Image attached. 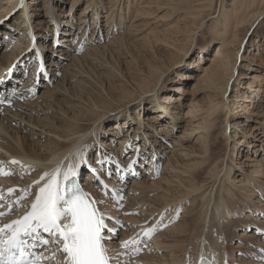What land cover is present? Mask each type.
I'll use <instances>...</instances> for the list:
<instances>
[{"label":"bare ground","instance_id":"6f19581e","mask_svg":"<svg viewBox=\"0 0 264 264\" xmlns=\"http://www.w3.org/2000/svg\"><path fill=\"white\" fill-rule=\"evenodd\" d=\"M66 1L0 0V51L7 46L0 59V96L6 103L17 100L11 108L0 106V168L11 173L0 174V196L4 197L0 212H7L0 217V225L28 210L44 183L37 185L34 181L57 165L63 164L67 170L69 164L79 161L74 155L79 152L84 162L77 169L76 180L91 198L104 201L97 207L106 214L108 227L123 230L118 239L116 234L103 233L106 238L111 236L106 246L119 264H238V259L229 254L227 237L231 236V227L251 225L255 226L254 234L243 232L239 240L257 242L254 245L263 256L256 258L264 260V241L255 237L257 230L264 231L260 226L264 221L258 222L254 216L264 215V210L253 201L258 191H264L260 185L264 184V156L258 159L252 154H257V148L264 152V70L260 69L264 64L258 63L264 59V0H73V5L85 1V8L77 24L71 22L75 14L70 9L63 21L67 25H63L54 17L64 13ZM38 4L43 8L35 7ZM46 9L52 22L48 28L46 14L42 13ZM154 12L162 13L154 17L155 22ZM180 20H190L191 24L186 25L185 43L181 42ZM121 32L126 35L118 36ZM204 32L210 34L211 43L199 45V57L188 63L193 46H198ZM18 35L22 38L16 39ZM44 35L64 43L66 51L48 45ZM142 41L146 43L141 49L148 44L165 56L146 57L141 49L139 54L132 52L131 46ZM125 49L128 51L122 58L126 61L119 60L116 66L106 60L117 57V53L122 55ZM214 49L215 54L206 57ZM65 52H70L71 58L60 56ZM82 52L85 54L78 55ZM239 57L248 62L246 73L242 68L237 73ZM184 63L186 71L176 74L175 87L167 84L172 80L169 72ZM255 66L258 68L253 70ZM28 68L32 70L28 80L25 77L26 81L20 83ZM37 78L40 81L35 83ZM190 80L196 81L193 98L190 104H183ZM231 84L237 88L229 98L226 95ZM40 90L42 94H38ZM197 91L205 93L202 103L195 98ZM124 112L128 113L121 117ZM184 119L188 121L182 129L179 120ZM255 121L259 122L252 129L247 122ZM175 125L181 132L172 140ZM35 137L44 140L35 144ZM190 139H195L191 145ZM168 143L173 149H167ZM128 150L131 158L122 160ZM244 152H248L245 161ZM162 153L169 159L164 170L171 169L173 176L164 173L160 181H155L154 171H158ZM92 155H96L94 160ZM230 155L233 158L229 159ZM192 157L195 162L186 164L185 172H180L178 162ZM12 160L19 164H11ZM125 161L127 166L122 164ZM88 167L95 173H86ZM234 171L241 173V179L233 177ZM109 174L116 176L113 181ZM133 174L137 176L131 180L132 191L137 197L134 195L132 202L137 207L122 212L116 204L121 198L117 187L123 188L121 182ZM96 176L108 185L107 189ZM236 182L249 186L237 195L233 190ZM93 184L99 185L101 195L90 192ZM9 188L15 191L9 194ZM21 190L31 194L17 205L14 202ZM244 200L253 206L247 207L248 219L236 224L235 220L246 218V208L240 206ZM184 209L177 225L163 233L157 230L163 220L168 223L166 228L170 227ZM144 212V217L134 216ZM150 227L155 231L150 238L144 237V230ZM194 232L196 241L192 243ZM132 239L145 242L128 249L121 247L122 241ZM137 247L139 252L135 251ZM41 251L44 264H48L45 258L51 257L56 248L50 243ZM60 259L57 254L51 264H58ZM246 261L264 264L253 263L252 258Z\"/></svg>","mask_w":264,"mask_h":264},{"label":"snow or ice","instance_id":"6c2138e0","mask_svg":"<svg viewBox=\"0 0 264 264\" xmlns=\"http://www.w3.org/2000/svg\"><path fill=\"white\" fill-rule=\"evenodd\" d=\"M0 103H3L2 99ZM74 155L79 157V161L69 164L67 170L60 164L34 181L37 185L41 181L44 183L38 188L28 210L18 219L0 225V264H42L36 249L46 248L50 243L56 252L45 258L48 264L56 260L57 254L62 257L58 264H119L106 246L111 236L106 238L103 235L105 231L115 234L117 230L108 227L105 223L106 214L97 207L104 201L91 198L77 183V169L84 160L79 152ZM99 163L103 164L104 161ZM11 164H19V161L12 160ZM131 167L129 164V170ZM0 174L11 173L3 172L0 168ZM96 179L104 189L108 188L100 176H96ZM14 191L8 189L9 194ZM30 194L27 190H21V195L14 203L19 205ZM3 199L0 196V200ZM6 214L0 212V217ZM154 231L155 228L150 227L144 230L143 236L150 238ZM140 242L135 239L125 240L121 242V247L128 249L130 245ZM135 251L139 252L140 249L137 247Z\"/></svg>","mask_w":264,"mask_h":264},{"label":"rangeland","instance_id":"374dc122","mask_svg":"<svg viewBox=\"0 0 264 264\" xmlns=\"http://www.w3.org/2000/svg\"><path fill=\"white\" fill-rule=\"evenodd\" d=\"M86 1V0H85ZM85 1H81V2H78L77 4H75V5H73V0H67L66 1V3H65V6H64V13L62 14V15H55V17H54V19L56 20V19H58V20H62V24L63 25H67V23L66 22H63L65 19H67V16L66 15H68L69 14V11H70V9H72L71 11H72V14H73V12H74V17L72 18V23L73 24H77L78 23V21H79V15H80V13L84 10V8H85ZM35 6V5H34ZM34 6H32V7H34ZM37 6H41L42 7V5L40 4H38V5H36L35 7H37ZM43 8V7H42ZM39 12H42V10H40ZM56 12H58L59 13V11L58 10H56ZM42 13H45L46 15H45V17H46V21L50 24L49 26H47L46 28H48V27H50V26H52V22H51V20L49 21L48 20V13H49V11L46 9L45 10V12L43 11ZM156 13V14H155ZM156 15L157 16H161L162 15V13H159V12H154L153 14H152V19H154V17L156 18ZM60 20V21H61ZM102 20H104V18H102ZM181 21V23H180V25H181V27H182V32H181V42L182 43H185V41H186V37H187V26L189 25H191V24H188V23H190V20H180ZM90 22H91V19H90ZM104 22H105V20H104ZM154 22H155V19H154ZM187 25V26H186ZM71 27H73L72 25H70ZM184 31V32H183ZM183 33V34H182ZM17 34V32L16 33H14V35H16ZM120 35H126L124 32H121L118 36H120ZM143 35H145V34H143ZM141 36L142 35H139L138 37H137V39H139V38H141ZM2 37V34H0V38ZM44 37H45V39H48V45H50V46H53V48H55V49H57V48H60V49H63L64 51H66L65 49H67L65 46H64V43H61V42H59V40H57L56 39V41H55V39H53V38H48V37H46L45 35H44ZM15 38V37H14ZM17 38H22L21 36H16V39ZM127 38H129V37H127ZM61 39V38H60ZM112 39V38H111ZM199 41H198V46H193V48H192V51H191V53H192V58H191V60L190 61H188V63L189 62H191V61H193L194 59H196V58H198L199 57V52H200V49H199V45H201V44H207V43H211V40H212V38H211V36H210V34L208 33V32H204V34H201V36L199 37V39H198ZM23 41V40H22ZM43 41V40H42ZM57 41L59 42V43H57ZM143 42L144 41H142L141 43H139V42H137V43H139V45L136 43V44H134L133 46H131V49L133 50H131L132 52H135V53H138L139 54V49H141V45H143ZM144 43H146V42H144ZM19 45H21L22 44V42H19L18 43ZM61 44V45H60ZM76 46V45H75ZM7 46H6V44L3 46V49H2V51H0V59L2 58V55H3V53H4V49L6 48ZM18 47H20V46H18ZM77 47V46H76ZM140 47V48H139ZM128 49L130 48V46L129 47H127ZM215 48V47H214ZM10 49H12V48H10ZM146 49V50H145ZM158 50V49H157ZM127 51L128 50H124L123 52H122V55H120L119 56V53H117L116 55H117V57L115 56H111V57H107L106 58V60L108 61V62H112L114 65H116L117 66V63H118V61L120 60V61H126V60H124L122 57L124 56V54L125 53H127ZM141 53H143V55L144 56H146L147 54L148 55H150V56H154V57H158L159 56V58H161V57H163V55H164V53L163 52H161V51H155V50H153V49H151L149 46H148V44H147V46H146V48H142L141 49ZM144 52H146V54L144 53ZM66 54H63V55H60V56H62V57H65L66 55H68L69 56V53L70 52H65ZM57 54H59L58 52L55 54V55H57ZM85 53L84 52H82V53H80V54H78V55H80V56H82V55H84ZM215 54V49L214 50H212V52L210 51L209 52V54L208 55H206V57H211V55L213 56ZM130 55H131V53H130ZM165 56V55H164ZM147 57V56H146ZM69 58H71V56H69ZM241 57H239V59H238V65H237V68H238V70H237V73L239 72V68H242L243 69V71H244V73H246V71H247V67H246V65H248V62H244V61H242V59H240ZM130 59V58H129ZM170 61V59H167L165 62L166 63H168ZM186 61V60H185ZM204 61V60H203ZM89 62V61H88ZM88 62H84V63H87V64H89ZM187 63V62H186ZM186 63H184V64H182V66H180L179 68H175V70L172 72V71H170L169 73H171L170 74V79H172V80H169L168 82H167V84H169V85H172L173 87H175V83H173V81L175 80V77H176V74L177 73H180V71L181 70H185L186 71V68H185V64ZM258 63H260V64H264V59L263 58H261V59H259L258 60ZM68 64H69V61H68ZM196 64H197V62H196ZM207 65H209V62L207 63ZM252 65H255V64H252ZM72 66V65H71ZM183 68V69H182ZM190 68H192V67H190ZM256 68H258V66H255V67H253V70H255ZM58 69H60L63 73H65L66 72V68L64 67H60V68H58ZM195 70H197L198 68H194ZM262 71L264 70V68H260ZM195 70H193V71H195ZM31 69L30 68H28V69H26V73H25V75L23 76V77H21L22 78V81L20 82V83H24L26 80H28L27 79V77L28 76H30V74H31ZM185 71H183V73L185 72ZM248 71H250V70H248ZM168 73V74H169ZM175 73V74H174ZM249 73V72H248ZM258 73H260V72H258ZM196 74H199V72L198 73H196ZM195 74V75H196ZM263 74V73H262ZM260 75H261V73H260ZM25 77H26V80H24L25 79ZM61 77V76H60ZM178 79V78H177ZM40 80H39V78H37V80L35 81V83H38ZM33 84V86H35V87H38L37 85L38 84ZM56 83H59V84H62V81H57ZM171 83H173V84H171ZM232 83V82H231ZM13 84V83H12ZM196 84V81L195 80H190L189 82H188V87H187V92H189V93H187L186 94V99L185 98H183L182 99V101H184V103L183 104H190V101H191V99L193 98L192 96H193V90H192V88L194 87V85ZM14 85V84H13ZM231 86H232V88L230 89V90H228V93H227V95H226V97L228 96H230L229 98H232L231 96H233V90H234V92H235V90H236V88H237V85L235 86V84L233 85V84H231ZM239 87V86H238ZM232 93V94H231ZM38 94H42V91L40 90V92L38 93ZM204 97H205V93L203 92V91H197L196 92V94H195V98H196V100L198 101V102H200V103H202L203 101H204ZM59 98H61L60 96H59ZM63 99V98H62ZM60 100V102H63V100ZM203 101H202V100ZM30 100H33V99H30ZM16 102H17V100H12V101H9V103H5L4 105H2V106H5V107H8V108H11L14 104H16ZM185 110V112L187 111L186 109H184ZM128 112H124L123 114H121V117H123V116H125L126 114H127ZM263 116V115H262ZM261 116V117H262ZM185 117V116H184ZM199 117H197V119H198ZM197 119H196V121H197ZM114 122L116 121V120H113ZM113 121H110L111 123H114ZM186 120L184 119V120H179V122H180V124H179V126L183 129V126L185 127V125H186V122L188 121H186ZM199 121V120H198ZM197 121V122H198ZM178 122V123H179ZM244 122H246L245 120H244ZM259 121H255V122H247V124L248 123H251V125H252V129H253V127H255V125H256V123H258ZM14 125H15V123H14ZM179 126H176L175 125V128H174V131H173V136H172V140L173 139H176V138H178V136H179V134H180V132H181V128H179ZM40 131V130H39ZM37 137V136H36ZM35 137V139L33 140L34 141V143L35 144H38V143H40V142H42L44 139H39V138H36ZM251 137V136H250ZM42 140V141H41ZM195 141V139H190L188 142H189V144L191 145L192 144V142H194ZM187 142V143H188ZM186 143V144H187ZM189 144H187V145H189ZM117 144L115 143V146H116ZM151 145H153L152 143H151ZM198 145V144H197ZM158 146V145H157ZM156 146V147H157ZM166 146H167V149H173V148H171L172 147V145H169V143L168 144H166ZM199 146V145H198ZM152 147H154V145L152 146ZM221 149H223V144L222 145H220L219 146V150H221ZM164 150H166V149H164ZM214 153H215V149H214ZM233 154V153H232ZM254 156H253V158H258V159H261L263 156H264V152L262 151V149H258L257 148V154H254V151H253V153H252ZM130 155H131V150H128V152L126 153V156H124V157H121L122 158V160H128L129 158H131L130 157ZM181 155V154H180ZM243 155H245V157L244 158H242V160H244L245 161V159H246V155H248V152L246 153V152H244V154ZM149 156H151V155H148V157ZM171 156V155H170ZM251 156V155H250ZM95 157H96V155H94V157H93V155H92V158H93V160L95 159ZM117 157H119V156H117ZM231 158H233V155H230V158L229 159H231ZM253 158H252V160H253ZM119 159H120V157H119ZM159 160H161V163H160V165H159V163H158V171H157V169H155V171H154V175H155V181H160L161 180V178L163 177V175H164V173H165V176H168V177H172L173 176V173H172V170L171 169H166V172H165V166H166V163L168 162V158H167V156H164L163 155V153H162V155L160 154L159 156H158V162H159ZM195 160H196V158H194V157H192V158H188V159H186V160H184L183 161V165L180 163V162H178V164L182 167V170L180 171V172H182V171H184L185 172V165L186 164H188V163H190V162H195ZM93 163H95V161L94 162H91V165L93 164ZM122 163V162H121ZM156 163V162H155ZM252 163V162H251ZM123 165H125V166H127V161H125V162H123L122 163ZM252 165V164H251ZM250 165V166H251ZM104 167H106V166H104ZM111 170H113V169H111ZM93 170L91 169V167H88V169L85 171L86 173H88V172H92ZM150 171V170H149ZM149 171L147 172V174L149 173ZM158 173H157V172ZM162 171V172H161ZM108 172V171H107ZM95 173V172H94ZM135 173V172H134ZM233 173H235V171L233 172ZM168 174V175H167ZM181 174V173H180ZM236 174V175H235ZM234 175H233V177L234 178H236V179H238V177L241 179V176H238V174H241V173H235ZM158 175V176H157ZM135 176H137L136 174H133V176L131 177V178H126V179H124L121 183L123 184V188L121 187V186H118L117 187V191H116V193H118L119 195H120V197L122 198V200H121V198H120V201L119 202H116V204H118V207H119V209H120V211H122V209H123V211H124V209H125V212L126 211H130L131 209H133L132 207H137V205L134 203V202H132L134 199H135V197H137L136 196V194H135V192L134 191H132V183H131V180H133V179H136V177ZM109 179H111L112 181L114 180L113 178H115L116 176L115 175H113V174H109ZM118 177H119V174H118ZM158 177V178H157ZM147 178V177H146ZM248 178V177H247ZM256 178H259V179H263V177L261 178L260 176H256ZM83 179L85 180L86 179V176H84L83 177ZM158 179V180H157ZM239 179V180H240ZM236 187H233V190H234V192L237 194V195H239L242 191H243V188H244V186L246 185H248V183L247 184H245V183H237L236 182ZM238 184H241V185H238ZM94 185V186H93ZM89 189H90V192L91 193H94V192H96V193H98L99 195H101L100 194V188H98L99 187V185L98 184H93ZM98 185V186H97ZM165 185V184H164ZM260 185L262 186V187H264V184H262V183H260ZM239 186H240V188H239ZM249 186V185H248ZM93 189H95V190H93ZM97 189V190H96ZM125 189V190H124ZM175 189V190H174ZM173 190H172V192L171 193H173V194H175L176 192V190H177V187H175ZM255 190H256V188H255ZM110 191L111 192H113L112 191V188H110ZM263 192V193H262ZM133 194V195H132ZM134 195H135V197H134ZM152 196H154V194H151V197ZM257 197V198H256ZM110 199H112L111 201H114L115 199L114 198H110ZM243 199V198H242ZM241 199V200H242ZM253 199H255V200H253L254 202L256 201V204H259L260 205V208L262 207V210H264V191H258L257 193H256V196H254L253 197ZM241 200H239V203H241L240 201ZM131 202V203H130ZM244 204H241L240 206H242V207H245L246 209H245V217L246 218H241V219H237V220H235L236 222V224H239V223H241V221L242 220H247L248 219V217H247V214H248V208L247 207H251V206H253V204H249V203H247L245 200H244ZM130 205H129V204ZM132 203H134V204H132ZM139 204H141V202L139 203ZM127 205H129V206H127ZM143 205V204H142ZM142 205L141 206H138V207H142ZM145 205H147V204H145ZM131 206V207H130ZM16 207V206H15ZM127 208V209H126ZM2 208L0 207V210H1ZM129 209V210H128ZM122 211V212H123ZM184 211H185V209L182 211H180V213H179V217L178 218H176V220H175V222H173V223H170V224H172L170 227H167L166 228V226L168 225V223H166V222H164L165 220H163L162 222H161V228L158 226V228H157V230H161L160 232L161 233H163V232H165V230H167L168 231V229L170 230L171 228H173L175 225H177L181 220H182V217H183V215H184ZM7 213V212H6ZM147 213H145L144 212V214L142 213V215H139V213H136V214H134V216H141V217H144L145 215H146ZM257 214H259V213H257ZM254 215V216H257L258 217V222L262 219L263 221H264V215H260V216H258V215ZM262 217V218H261ZM261 220V221H262ZM252 221H253V219H252ZM149 222V224L151 223V220H149L148 221ZM147 222V223H148ZM116 224L118 225V223L116 222ZM167 224V225H166ZM173 224H175V225H173ZM259 225V224H258ZM264 224H260V226L264 229V226H263ZM166 228V229H165ZM255 230V226L254 225H251V226H249V227H247V228H245V226H240V227H238V228H234V227H231L230 228V232H231V236H229L228 235V237H227V243H228V245H231L230 247H231V251H230V255H234L237 259H238V261H236V259L234 260V261H236L238 264H241V262L243 263V264H246L247 263V261H246V259H250V258H252V262L253 263H262V262H264V260H263V258H260V259H257L256 257H258V256H260L261 255V257L263 256L262 255V253H258V249H257V247H255V243H257V242H254V244H252L251 242H242V241H240L239 240V238L241 237V236H243L242 235V233L244 232L245 234L246 233H248V232H252V231H254ZM121 232V233H120ZM253 234H254V232H252ZM116 235H118V237H117V239L118 238H120V237H122V235L121 234H123V230L121 229V228H119V230H117L116 231V233H115ZM195 235H196V233L194 232L193 233V235L191 236V238H193V241H192V243H195V241H196V238H195ZM239 235H240V237H239ZM255 237H260V239L261 240H263L264 241V231H260V232H258V230L255 232ZM244 237H246V236H244ZM229 239V240H228ZM144 242L145 241H141V243L142 244H144ZM240 244V245H239ZM224 245V244H223ZM225 246V245H224ZM227 246V245H226ZM233 246V247H232ZM211 250H214V248H212ZM234 250V251H233ZM238 250V251H237ZM236 254V255H235ZM260 254V255H259ZM257 255V256H256ZM137 256H139V255H137ZM231 257V256H230ZM229 257V259H231ZM245 258V259H244ZM130 259V258H129ZM241 261V262H240ZM244 261H246V262H244ZM232 262V261H231Z\"/></svg>","mask_w":264,"mask_h":264}]
</instances>
